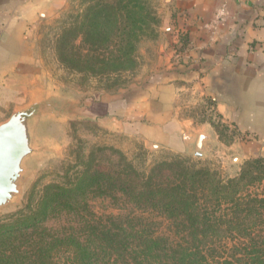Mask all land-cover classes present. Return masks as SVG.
<instances>
[{
  "label": "crops",
  "instance_id": "1",
  "mask_svg": "<svg viewBox=\"0 0 264 264\" xmlns=\"http://www.w3.org/2000/svg\"><path fill=\"white\" fill-rule=\"evenodd\" d=\"M167 1L156 66L124 89L81 97L68 114L176 153L264 160V0ZM67 2L0 0V123L51 96L36 32ZM190 100L209 102L239 139L222 143L210 121L187 115Z\"/></svg>",
  "mask_w": 264,
  "mask_h": 264
},
{
  "label": "trees",
  "instance_id": "2",
  "mask_svg": "<svg viewBox=\"0 0 264 264\" xmlns=\"http://www.w3.org/2000/svg\"><path fill=\"white\" fill-rule=\"evenodd\" d=\"M91 9L77 36L84 41L86 36L92 55L85 57L74 42H63L58 48L62 63L87 58L95 69L97 49L105 41L101 43L105 16L115 21V36L128 43L140 38L149 18L155 19L144 14L142 0H99ZM211 123L221 138L219 127L225 125ZM115 167L86 171L77 185L120 195L132 204L130 215L82 218L78 227L52 234L42 224L52 211L71 206L75 193L60 188L44 197L27 223L0 229V264H264V193L245 190L263 180V159L248 160L238 177L227 180L210 169L188 166L180 157L154 163L147 171L124 158ZM145 215L163 219L166 228Z\"/></svg>",
  "mask_w": 264,
  "mask_h": 264
},
{
  "label": "rangeland",
  "instance_id": "3",
  "mask_svg": "<svg viewBox=\"0 0 264 264\" xmlns=\"http://www.w3.org/2000/svg\"><path fill=\"white\" fill-rule=\"evenodd\" d=\"M97 1L99 0H68L61 11L52 18L42 20L38 25L37 53L45 75V85L51 96L41 101L32 118L33 151L23 161L17 193L7 205L0 207L2 230L27 223L26 218L41 208L44 197L59 192L60 188L71 189L75 193L71 194V206L63 211L61 208L52 211L51 216L42 224V227L50 230L52 234H64L71 228L78 227L82 218L90 220L92 216L100 218L109 214L128 215L132 212V204L120 195L111 191L103 193L95 186L79 188L77 185L86 171L92 172L98 167L116 169L115 166L121 163L122 158L136 169L147 171L154 163L180 157L186 165L210 169L223 180L238 177L243 165L252 160L231 163L230 159L237 155L232 150L225 159L218 157H226L222 151L216 156L208 157L176 153L146 145L138 137L113 130L95 120L68 114L74 110V106L76 109L80 108L81 97L96 93H113L138 82L141 75L156 66L157 52L163 45L162 14L168 10L171 3L167 0H142L144 14L150 13L155 19L149 18V26L138 40L129 39L128 43L125 39L122 41L121 37H116L113 29L115 21L105 16L101 22V32L106 35L102 34L101 43L105 41L101 48L99 46L97 49L100 57L95 69L89 68L87 58L83 59L82 63L72 62L70 59V63H62L58 57V48L63 42H74L85 57L92 55L86 36L84 41L83 35L77 36V32L80 30V24L88 21L84 16L90 14ZM106 1L114 0H103ZM90 17L91 14L88 19ZM129 46L133 47L131 51H127ZM66 53L70 55V52ZM190 102L192 103L186 112L187 115L198 121L222 124L218 116L210 111L209 102ZM71 103L74 106H71ZM219 128L222 143L229 145L239 139L234 132L221 126ZM257 173L258 171L254 172L255 175ZM259 175L263 180L254 182L245 190L264 193V171ZM72 209L75 211L66 212ZM145 216L148 221H153L156 227L162 224L160 226L166 228L163 219L152 215ZM163 227L161 228L166 232Z\"/></svg>",
  "mask_w": 264,
  "mask_h": 264
},
{
  "label": "water",
  "instance_id": "4",
  "mask_svg": "<svg viewBox=\"0 0 264 264\" xmlns=\"http://www.w3.org/2000/svg\"><path fill=\"white\" fill-rule=\"evenodd\" d=\"M39 105L18 110L0 124V207L17 193L23 161L33 151L31 123Z\"/></svg>",
  "mask_w": 264,
  "mask_h": 264
},
{
  "label": "built area",
  "instance_id": "5",
  "mask_svg": "<svg viewBox=\"0 0 264 264\" xmlns=\"http://www.w3.org/2000/svg\"><path fill=\"white\" fill-rule=\"evenodd\" d=\"M217 17H218V20L219 21H222L223 20V18H224V15H225V10H224V8H220L219 9V11H218V13H217Z\"/></svg>",
  "mask_w": 264,
  "mask_h": 264
}]
</instances>
